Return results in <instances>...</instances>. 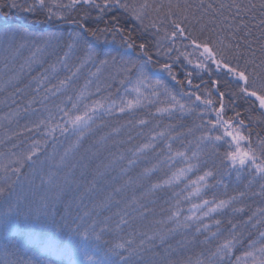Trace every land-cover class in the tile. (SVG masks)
I'll use <instances>...</instances> for the list:
<instances>
[{"label": "trees", "instance_id": "1", "mask_svg": "<svg viewBox=\"0 0 264 264\" xmlns=\"http://www.w3.org/2000/svg\"><path fill=\"white\" fill-rule=\"evenodd\" d=\"M31 2L17 0L21 5ZM47 2L53 11L62 12L68 19H79L85 11L90 19L98 15L95 8L54 7L57 3L67 4L69 0ZM127 2L140 4L144 0ZM148 2L162 3L165 7L159 14L150 13L146 24L167 12L169 0ZM171 2L191 5L189 19L193 13L200 19V23L189 24L194 34L223 40L225 44L237 43L231 40L230 30L220 23L221 16H230L227 9H220V4H231L233 0H203V9L198 7L201 0ZM236 2L246 5L249 0ZM250 2L257 5L244 17L252 29L248 37L252 43L250 47L241 45V52H246L250 58L254 51L255 62L259 64L264 59L260 49L264 37L256 25L264 9L259 8L260 0ZM97 3L102 4L103 0H97ZM7 4L8 0H0V15L5 18V21L0 19V33L7 24L19 22L33 34L54 32L58 39L45 43L27 39L22 34L15 37L0 35V164L25 156L34 145L39 148L33 157L34 163L25 161L19 179L0 171V185L16 181L4 199L21 195L25 209L29 204L38 206L46 202L49 212L55 209L58 216L66 214L69 220L88 213L86 223L95 220L97 228L107 224L111 229L104 233L102 241L108 243L101 244L102 247L132 240L133 249L142 248L131 256L130 264H168L169 261L196 264L198 259H205L210 251H214L216 244L225 237L236 235L239 242L230 258L231 264H235L237 257L243 258L245 251L252 250V242L256 248L264 243L260 236L264 232V179L254 168L237 171L226 166L222 158L229 150L228 145L202 139L209 134L207 122L215 120L213 109L220 107L219 92L223 91L225 119L240 113V119L245 122L244 132L250 134L259 155L258 141L264 139V114L238 94L237 83L224 70L217 71L215 65H210V71L197 68L198 53L190 57L192 63L189 64L184 57L192 52L188 46L190 41L163 39L165 31L169 34L172 31L170 24L160 25V32L153 35L155 29L142 30L139 23L123 10H106L98 22L99 27H105L104 21L111 23V18L117 16L125 34L131 32L137 44L148 43L153 63L144 69L147 83L155 85L159 81L161 87H144L142 95L137 97L130 89L139 75L138 69H133L125 78V73L118 68L122 58L140 63L146 60L138 48L127 49L121 44L120 37L113 39L111 33L101 35L99 40L88 37L100 55L85 63L84 46L71 51L67 48L69 33L78 31L77 25L57 22L55 18L51 24L46 23L45 10L24 13ZM209 4L216 11L207 9ZM231 11L234 13L235 10ZM253 16L255 19H251ZM200 24L206 25L203 33H200ZM157 36L161 38L159 45ZM158 48L160 55H157ZM169 48L172 49L170 53ZM105 53L116 56V65H106L97 71ZM165 63L172 65L175 79L159 70V65ZM232 63L235 65L237 60L232 59ZM239 63H244V57ZM255 70L262 71L260 68ZM121 80H124L123 84ZM212 80H219V91L213 89ZM209 92L213 106L205 109L195 97L200 95L201 99H207ZM172 96L191 111L182 112L178 105L174 108ZM136 99L140 100L139 106L119 111L123 102ZM97 102L103 107L93 111ZM73 104L77 105L76 109ZM86 108L92 117L87 127L80 131L69 127L67 132L57 128L49 135L52 127L64 124L61 109L73 110L76 115ZM164 108L170 111H157ZM190 165L191 170L177 178L181 169L187 170ZM11 166L18 165L13 163ZM208 171L213 175L205 182L201 185L193 183ZM204 201L209 202L207 206ZM220 201H230V204L209 216L203 215ZM174 213L178 215L174 216ZM121 219L126 223L117 229ZM216 221H220L219 225ZM202 225L209 227L204 230ZM198 227L201 228L199 233ZM216 232L219 235L212 238L211 233ZM50 236V231L22 219L10 220L7 228L0 223V264L28 258L39 260L41 264H58L62 257L45 247ZM205 237H208V243H201ZM86 250L92 254L90 246H86ZM63 258L67 259V256ZM79 258L83 259L82 256Z\"/></svg>", "mask_w": 264, "mask_h": 264}, {"label": "snow or ice", "instance_id": "2", "mask_svg": "<svg viewBox=\"0 0 264 264\" xmlns=\"http://www.w3.org/2000/svg\"><path fill=\"white\" fill-rule=\"evenodd\" d=\"M8 7L12 9H19L24 13H34L37 9L45 10L47 12L46 23H52L53 19L57 22H65L70 24H75L78 27V31L69 33V42L67 48L71 51L73 48L78 46H84L86 49V58L85 63L88 61H94L100 53H98L92 45L89 43L88 37H94L99 40L101 35L111 33L113 39L117 36L120 37V42L123 45H126L127 49L134 50L139 49V54L143 55L147 59L142 63L137 60H124L118 68V71L125 73V78L127 74L130 73L133 69H138L139 75L137 76L136 82L133 87L130 89L132 92L137 94V97L142 95L141 89L144 87H152L153 89L161 87L160 82L157 81L155 85H149L147 83V76L145 75L144 69L151 63H153L152 56L148 51V43L140 42L139 44L132 38V33L129 32L125 34L123 27L120 26V21L117 16L111 18V23L109 21H104L105 27L101 28L98 25V22L103 19L105 11H111L113 9H121L124 13H127L131 18L137 21L142 30H146L149 27L156 30L153 35H156L160 32V25L170 24L172 31L169 34L165 31L163 39H168L175 41L177 38H182L183 40L190 41V46L192 52L185 55V60L189 64L192 63L190 59L191 56L198 53L199 62L196 63V67L203 69L205 71H210V65H215L217 71L224 70L227 75H229L238 86V94L244 98L246 101H249L252 106L258 107L259 110H262L264 114V59L261 60L259 64L255 62V52L251 53V57H247V53L241 52V45L250 47L252 41L248 37L252 34V29L249 27L248 22L244 19L245 16H248L252 10L257 8L256 4H252L249 0V3L242 5L237 3L236 0H233L231 4H220V9H227L230 12V16H221L220 23L230 30L231 40H236L237 43L233 45L231 42L225 44L223 40H212L207 36L201 38L200 34H194L193 30L189 27V24L200 23V19L195 17V14H192V19H189V9L191 5L185 3L183 6L179 2L173 4L169 0L167 7V12L163 16H159L157 19L151 20L149 24L145 23V20L149 18L150 13L155 12L159 14L161 9L165 7L164 4L153 5L144 0L140 4H129L127 0H103V3H97V0H69L67 4H55L56 8H65V9H75L78 6H83L84 8H95L98 11V15L95 18H91L87 11L81 15L79 19H68L62 12L53 11V7L49 6L47 0H32L31 3H26L21 5L17 3V0H8ZM201 9L204 8L203 0H201L200 5L198 6ZM260 9H264V0H260L259 4ZM207 9L213 8L212 4L207 5ZM234 9V13H232ZM261 19L257 22V27L260 29V35L264 37V11L260 13ZM255 19V17H251ZM216 21L213 19L212 21ZM95 25V26H93ZM206 25L200 24V33H203ZM242 33V35H238ZM18 34H22L27 39H34L39 41H44L49 43L54 39H58V34L54 32H47L43 34H33L24 27L23 24L16 22L7 24L4 31L0 35H7L9 37H15ZM160 37L157 36V45L160 43ZM235 48V51L232 52V49ZM261 54L264 56V42L260 44ZM170 53L171 48L167 49ZM68 53H65L67 56ZM157 55H160L159 48L157 49ZM104 59L99 61V67L97 71L106 65H116V56H110V54L105 53ZM244 57V63L240 64L239 60ZM177 59H179L177 57ZM232 59H236L237 63L233 65ZM255 67H252V66ZM256 68L262 69V71H256ZM159 70L162 72H167L169 75L175 79V75L172 72L171 64H160ZM190 75V74H189ZM63 83V81L61 82ZM124 83V80H121V84ZM191 85V80L188 81ZM212 87L216 91H219V80H212ZM198 87V86H197ZM155 94V92H153ZM207 99H201L200 95H196V101H199L201 104L205 105V109L212 108L213 100L211 98V92H209ZM237 95V93H233ZM224 96L223 91L219 92L220 98V107L218 109H213L215 112V120H209L208 133L202 139H206L213 144L224 143L228 145V151L224 153L222 158V163L226 166H230L234 170H242L244 168L255 169V172L261 179H264V139L258 141L259 155L257 153V148L253 146L250 134H245V122L243 119H240V113H236L235 116L225 119V107H224ZM172 101L175 103L173 107L177 105L180 111H191V109H186L184 104L179 103L176 100L175 96L171 97ZM140 100H128L122 103V106L119 107L120 112L125 110H132L135 107L139 106ZM97 107H103V104L97 102L96 105H93V111ZM77 105L73 104V109H76ZM63 112L64 124L51 128L49 135L57 130L61 132H67L69 127L73 131H80L82 128L87 127L88 122L92 117L88 114L86 110L82 114H73V110ZM111 111V109H109ZM159 112H167L170 109H157ZM141 124L144 121H140ZM212 132H215L216 135H211ZM82 134V133H81ZM147 147V146H145ZM39 152V148L34 145L32 150L28 152L25 156L18 157L15 161H9L7 164H0V171L5 173H10L15 175L19 179L21 175V169L24 167L25 161L29 163H34L33 157L36 156ZM177 155L183 156V153H177ZM15 163L18 166L12 167L11 165ZM191 165L187 170L181 169L179 175H182L185 171L191 170ZM213 173L211 171L205 172L204 175L200 176L197 181H193L194 184L201 185L202 182H205L208 177H211ZM16 181L6 182L0 185V223L4 224L7 228L9 222L12 219H22L24 221L30 222L34 225H37L43 229H46L51 232V236L45 241V247L47 250L60 255L62 258L58 264H130V258L136 252L142 250V248L133 249L131 247L133 241L127 240L124 242H115L111 243L107 248L101 246V244H107V241H102V237L105 232L111 231L105 224L103 227L97 228V222L93 220L91 223H86L85 217L88 216V213H85L84 216H81L79 219L73 218L69 220L66 214L59 215L56 210L48 211V205L46 202H42L38 206H32L31 204L25 207H22L24 204V197L17 195L10 199H4L7 190L12 187ZM154 187H158L155 186ZM264 188V185H262ZM199 187L196 189V192H199ZM208 201H204V206L208 205ZM230 201H220L218 204H215L213 207L208 208L207 212H204V216H209L211 213H215L225 207H228ZM240 211V209H237ZM177 216V213L173 214ZM187 219H192L188 217ZM199 219V217H196ZM126 221L121 219L120 223L116 225L119 229L120 224H124ZM220 221H216V224L219 225ZM187 227V224L184 225ZM204 230L208 229V225H202ZM233 227H235L233 225ZM197 233L201 231V228L196 229ZM219 235L218 232L211 233L212 238H216ZM260 236L264 238V232L260 233ZM163 240L164 237H161ZM236 235H232L230 238L225 237L222 242L217 243L215 250L210 251L209 255L205 259H198L196 264H231V256L233 255V249L238 243ZM143 241L141 245H143ZM201 243H208V237H205V240ZM255 242L250 244L252 250L245 251L243 253V258L237 257L235 264H264V243H261L259 248H256ZM86 246H90L92 249V254H89L86 250ZM67 256V259L63 257ZM82 256L81 260L79 257ZM12 264H41L39 260L34 261L32 258L21 259L19 261H14ZM57 264V262H53ZM168 264H173L169 261Z\"/></svg>", "mask_w": 264, "mask_h": 264}, {"label": "rangeland", "instance_id": "3", "mask_svg": "<svg viewBox=\"0 0 264 264\" xmlns=\"http://www.w3.org/2000/svg\"><path fill=\"white\" fill-rule=\"evenodd\" d=\"M0 19H1L2 21H5V18H4L3 16H1V15H0ZM161 72H162V71H161ZM162 73L168 74L167 72H162Z\"/></svg>", "mask_w": 264, "mask_h": 264}, {"label": "water", "instance_id": "4", "mask_svg": "<svg viewBox=\"0 0 264 264\" xmlns=\"http://www.w3.org/2000/svg\"><path fill=\"white\" fill-rule=\"evenodd\" d=\"M21 24H23V25H24V27H26V25H25L24 23H21Z\"/></svg>", "mask_w": 264, "mask_h": 264}]
</instances>
